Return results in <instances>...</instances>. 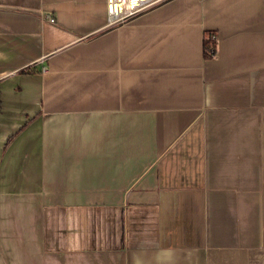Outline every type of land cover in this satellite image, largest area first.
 I'll use <instances>...</instances> for the list:
<instances>
[{
	"label": "crops",
	"instance_id": "obj_1",
	"mask_svg": "<svg viewBox=\"0 0 264 264\" xmlns=\"http://www.w3.org/2000/svg\"><path fill=\"white\" fill-rule=\"evenodd\" d=\"M0 264H264V0H0Z\"/></svg>",
	"mask_w": 264,
	"mask_h": 264
},
{
	"label": "built area",
	"instance_id": "obj_2",
	"mask_svg": "<svg viewBox=\"0 0 264 264\" xmlns=\"http://www.w3.org/2000/svg\"><path fill=\"white\" fill-rule=\"evenodd\" d=\"M132 5L134 4V5H138V6H147V5H149L150 3H152V2H156V1H159V0H128ZM49 20L51 21H53L54 20V17H49ZM205 38L206 39H210V40H212V41H216V37H215V34L214 33H211V34H206L205 35ZM214 45H215V43H214ZM214 45L213 46H211V48H210V52H215V49H216V45H215V47H214Z\"/></svg>",
	"mask_w": 264,
	"mask_h": 264
},
{
	"label": "trees",
	"instance_id": "obj_3",
	"mask_svg": "<svg viewBox=\"0 0 264 264\" xmlns=\"http://www.w3.org/2000/svg\"><path fill=\"white\" fill-rule=\"evenodd\" d=\"M211 33L212 32L207 31V34H211ZM214 43L215 42L210 40V39H206V38L203 39V43H202V45H203V55H204L205 58H210V57H212L215 54V52H210V48H211V46L214 45ZM214 47H215V45H214Z\"/></svg>",
	"mask_w": 264,
	"mask_h": 264
}]
</instances>
